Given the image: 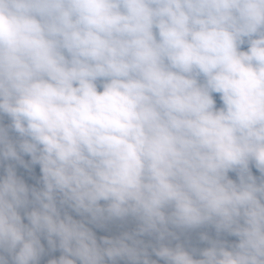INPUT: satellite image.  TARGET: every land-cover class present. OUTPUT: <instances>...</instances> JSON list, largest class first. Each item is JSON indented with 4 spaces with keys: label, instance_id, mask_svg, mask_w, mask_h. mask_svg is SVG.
Returning a JSON list of instances; mask_svg holds the SVG:
<instances>
[{
    "label": "clouds",
    "instance_id": "9594fccd",
    "mask_svg": "<svg viewBox=\"0 0 264 264\" xmlns=\"http://www.w3.org/2000/svg\"><path fill=\"white\" fill-rule=\"evenodd\" d=\"M57 251L264 264V0H0V264Z\"/></svg>",
    "mask_w": 264,
    "mask_h": 264
},
{
    "label": "rangeland",
    "instance_id": "374dc122",
    "mask_svg": "<svg viewBox=\"0 0 264 264\" xmlns=\"http://www.w3.org/2000/svg\"><path fill=\"white\" fill-rule=\"evenodd\" d=\"M37 172H38V168H37ZM253 173H254L255 175H258V172H256L255 169H253ZM230 175L232 176V178L235 179V174L230 173ZM30 182H31V181H30ZM59 255H60V252H59V251H57V252H55V253H51L49 257H46V258H45V264H46V259H47V258H50L51 256H56V257H58Z\"/></svg>",
    "mask_w": 264,
    "mask_h": 264
},
{
    "label": "trees",
    "instance_id": "16d2710c",
    "mask_svg": "<svg viewBox=\"0 0 264 264\" xmlns=\"http://www.w3.org/2000/svg\"><path fill=\"white\" fill-rule=\"evenodd\" d=\"M258 175H259V173H258ZM103 234H105V233H103V232H98V235H103Z\"/></svg>",
    "mask_w": 264,
    "mask_h": 264
}]
</instances>
